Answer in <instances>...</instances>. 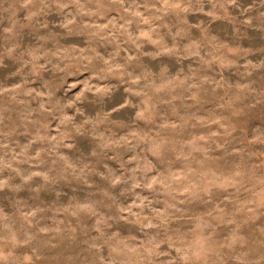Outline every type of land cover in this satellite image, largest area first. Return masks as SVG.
<instances>
[{
  "label": "clouds",
  "instance_id": "clouds-1",
  "mask_svg": "<svg viewBox=\"0 0 264 264\" xmlns=\"http://www.w3.org/2000/svg\"><path fill=\"white\" fill-rule=\"evenodd\" d=\"M0 264H264V0H0Z\"/></svg>",
  "mask_w": 264,
  "mask_h": 264
}]
</instances>
